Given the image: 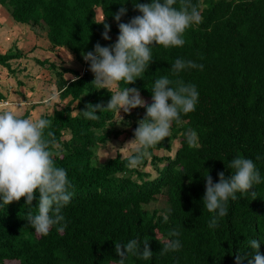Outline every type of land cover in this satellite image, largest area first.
<instances>
[{
	"label": "trees",
	"instance_id": "16d2710c",
	"mask_svg": "<svg viewBox=\"0 0 264 264\" xmlns=\"http://www.w3.org/2000/svg\"><path fill=\"white\" fill-rule=\"evenodd\" d=\"M136 2L150 0H0L13 21L47 39L57 57L61 58L58 49H69L77 64L33 58L56 79L53 111L40 117L52 122L55 166L64 168L74 185V196L61 209L66 227L60 232L53 226L47 236L35 232L26 218L29 211L38 214V192L33 205L24 204V198L8 206L0 201V264H119L115 243L131 239H148L152 256L144 260L128 255L125 264H235L237 254L244 257L242 264H248L254 255L252 239L260 241L264 253V0H191L202 23L185 31L182 47L153 45V60L142 78L129 85L121 81L110 91L97 89L90 61L82 53L94 51L97 42L113 45L118 24L140 15ZM121 6L127 13L118 22L114 16ZM174 6L179 7V0ZM104 17L110 25L109 40L102 37L104 23L99 22ZM27 57L14 45L0 52V64L17 74L13 62ZM176 59L202 64L203 70L185 68L175 74ZM164 76L195 85L199 93L195 111L181 114V123L173 122L171 135L149 149L138 167H130L120 153L97 163L101 144L121 135L123 126L131 125L134 137L146 107L134 108L119 121L115 111L97 110L95 121L82 111L89 104L107 107L111 94L126 87L137 88L151 104L154 83ZM6 98L0 92V101ZM21 115L31 118V109ZM188 130L197 133V147L188 146ZM238 155L254 162L261 183L249 194L229 199L227 215L218 217L203 204L205 175L210 174L214 183L221 171L226 178L231 176L234 170L228 165ZM149 164L156 175L146 170ZM162 194L167 205L151 209ZM213 216L218 227L209 228ZM172 229L180 236H169ZM172 239H179L181 248L162 254L165 241Z\"/></svg>",
	"mask_w": 264,
	"mask_h": 264
},
{
	"label": "clouds",
	"instance_id": "9594fccd",
	"mask_svg": "<svg viewBox=\"0 0 264 264\" xmlns=\"http://www.w3.org/2000/svg\"><path fill=\"white\" fill-rule=\"evenodd\" d=\"M122 5L124 3H121ZM150 0L147 3H134L140 15L131 18L127 23H119L117 41L111 46H101L97 42L94 51L82 53L85 61H90V70L94 73L92 81L97 89L114 90L119 82L127 85L135 83L148 70L152 62L151 48L161 45L165 48L182 47L185 31L192 25L202 23V15L191 0ZM127 13V8L121 6L114 19L120 21ZM105 17L99 23H104ZM102 37L111 39L108 35L110 25L104 23ZM185 68H199L192 61L176 59L172 65L175 74ZM83 73L87 70L82 68ZM78 77H73V80ZM175 84V87L170 85ZM152 103L147 104L137 88L126 87L111 94L107 107L101 104L87 105L83 115L88 120H98L97 110L115 111L120 116V110L130 113L131 109L146 107V116L139 121L134 131V139L125 146L129 151L125 154L130 167H138L148 155L149 149L160 144L171 135L173 122L181 123V114L187 115L195 111L199 93L193 84H185L182 80L172 81L167 76L157 79L151 90ZM55 92L48 97V102H55ZM51 121L40 118H24L20 112H13L7 106H0V201L4 205L19 202L24 198L27 205H33L38 196V214L30 211L27 221L38 235L47 236L53 226L63 232L64 216L61 209L70 203L74 196V185L68 179L64 168L55 166L54 153L55 134L50 130ZM48 130L47 132L45 130ZM189 147H197V133L188 130L185 134ZM228 168L233 169L231 176L225 177L223 171L218 173L219 182L214 183L210 174L205 175L206 191L203 204L210 213H218L225 217L228 213L229 199L237 200L249 194L254 185L261 183V176L251 159L243 156L233 158ZM251 196L256 198V192ZM168 217L164 220L167 222ZM218 227L217 216L209 221V228ZM171 237H179L180 232L172 229ZM179 239L165 241L162 254L168 251H178L181 248ZM249 246L254 250L248 264H264V253L260 251V241L252 239ZM115 251L120 257L119 264H125L128 255L138 256L148 260L152 256L149 240L131 239L126 244L115 243ZM244 257L235 255V264H242Z\"/></svg>",
	"mask_w": 264,
	"mask_h": 264
},
{
	"label": "rangeland",
	"instance_id": "374dc122",
	"mask_svg": "<svg viewBox=\"0 0 264 264\" xmlns=\"http://www.w3.org/2000/svg\"><path fill=\"white\" fill-rule=\"evenodd\" d=\"M8 17L9 14L6 9L0 7V52H5L9 48H12V46L17 45L27 52L28 57L13 62V65L19 68L17 74H12L8 68L2 67L0 64V92L5 93L7 96L4 105L14 113L20 112L23 114L27 109H31V118H40L41 114L52 113L53 111V104L55 102H48V97L53 92L57 96L56 79L50 69L41 66L33 58L44 59L50 57L51 60H57L58 62L62 58L66 61V66L76 67L75 57L65 47L58 49V55L61 58L57 57L51 51L50 43L47 39L43 36L38 37L37 35L32 38L33 33L29 26L15 21L16 24L14 25L13 20L11 21ZM98 18H102L100 9H98ZM66 76L68 78L72 77L71 74H67ZM141 97L146 103L149 101L148 98L142 95ZM0 106L3 105L0 104ZM124 115L125 112L121 109L120 116L124 117ZM117 119L118 121L121 120L118 114ZM121 129H123L121 135L112 136L105 143L101 144L98 149L97 163H102L118 153L126 156L125 154L129 151V148L125 145L135 137L132 136L133 127L131 125L123 126ZM68 136L66 135V137ZM156 153L162 154L163 152L156 151ZM146 170L152 171L154 175L157 174L151 164L146 167ZM166 205V196L162 194L149 207L151 209L156 207L162 208Z\"/></svg>",
	"mask_w": 264,
	"mask_h": 264
},
{
	"label": "crops",
	"instance_id": "0c3cea01",
	"mask_svg": "<svg viewBox=\"0 0 264 264\" xmlns=\"http://www.w3.org/2000/svg\"><path fill=\"white\" fill-rule=\"evenodd\" d=\"M0 7L2 8L3 6L0 5ZM7 13H8V12H7ZM8 19H10V20L12 21V19L10 18V15H9ZM10 20H9V22L11 23ZM13 24L15 25L16 23L13 21ZM32 33H33L32 38H34V37H35V34H34V32H32ZM49 43H50V42H49ZM2 67H3V66H2Z\"/></svg>",
	"mask_w": 264,
	"mask_h": 264
},
{
	"label": "built area",
	"instance_id": "2783aa9c",
	"mask_svg": "<svg viewBox=\"0 0 264 264\" xmlns=\"http://www.w3.org/2000/svg\"><path fill=\"white\" fill-rule=\"evenodd\" d=\"M0 104L1 105H3V106H5L4 104H5V101H0ZM7 105V104H6Z\"/></svg>",
	"mask_w": 264,
	"mask_h": 264
}]
</instances>
